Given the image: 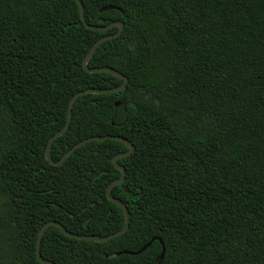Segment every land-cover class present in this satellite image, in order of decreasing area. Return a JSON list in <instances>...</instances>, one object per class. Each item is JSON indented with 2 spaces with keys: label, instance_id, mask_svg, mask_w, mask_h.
Returning a JSON list of instances; mask_svg holds the SVG:
<instances>
[{
  "label": "trees",
  "instance_id": "1",
  "mask_svg": "<svg viewBox=\"0 0 264 264\" xmlns=\"http://www.w3.org/2000/svg\"><path fill=\"white\" fill-rule=\"evenodd\" d=\"M83 3L90 24L124 22L89 66H112L129 82L81 95L51 155L59 160L93 135L129 139L135 151L119 160L126 178L113 195L127 204L130 226L105 242L50 226L42 255L159 264L164 244L161 264H264V0ZM109 5L119 8L101 11ZM117 31L88 28L76 0H0V264H44L37 238L50 220L79 234L124 226L107 196L124 142L90 141L58 166L46 157L75 93L123 82L83 66L94 43Z\"/></svg>",
  "mask_w": 264,
  "mask_h": 264
},
{
  "label": "water",
  "instance_id": "2",
  "mask_svg": "<svg viewBox=\"0 0 264 264\" xmlns=\"http://www.w3.org/2000/svg\"><path fill=\"white\" fill-rule=\"evenodd\" d=\"M78 2L79 5V10H80V14H81V18L84 21L85 25L93 30H100V31H105L108 30L112 27H117L118 31L114 34H109V35H105L101 38H99L94 45L91 47V49L89 50V52L87 53V55L85 56L84 60H83V66L85 67V69L88 72L91 73H98V72H107L110 74H113L117 77H120L123 79V82L118 85V86H114V87H109V88H97V87H89L83 90L78 91L77 93H75L69 103V108H68V118L67 121L65 123V125L58 130L55 134H53L51 136V138L48 141L47 144V148H46V157L47 159L53 164V165H61L62 163H64V161L79 147L83 146L84 144L90 142V141H104V140H108V139H116V140H120L122 142H124L127 147L128 150L125 152H120L118 154H116L113 157V162L115 164V166L121 171V176L119 178L114 179L108 186L107 188V196L110 200L114 201L115 203H117L119 206L122 207V209L124 210V214H125V223L124 226L115 231L112 232L110 234L107 235H94V234H79V233H75V232H71L69 231L67 228L64 227V225L59 222V221H55V220H50L47 221L46 223H44L38 233V238H37V247H36V254H37V258L40 262L44 263V264H56L55 262H53L52 260L46 259L42 253H41V242H42V238L44 236V233L46 231V229H48L50 226H58L62 229V231L73 238L76 239H85V240H94V241H98V242H105L108 241L114 237L117 236H121L124 233L127 232L129 226H130V211L128 209L127 204L120 198L116 197L113 195V188L114 186L118 185V184H122L125 181L126 178V168L124 165H122L121 163H119V160L129 156L130 154H132L135 151V145L126 137L120 136V135H93L87 138H84L83 140L77 142L73 147H71L59 160H54L52 155H51V150H52V145L54 143V141L62 136L63 134H65V132L69 129L71 121H72V116H73V107L74 104L76 103V101L78 100V98L83 95V94H108V93H115V92H120L126 89L128 82H129V78L127 75H125L124 73H122L121 71L117 70L116 68L112 67V66H96V67H91L89 66V62L92 58V56L94 55V53L96 52V50L98 49V47L105 41L118 37L122 34V31L124 29V22L123 21H115L112 22L111 24L108 25H98V24H90L87 22L86 20V15H85V8H84V3L83 0H76ZM119 7L115 6V5H109V6H104L103 8H101V11H105V10H109V9H117ZM116 105L119 106L121 105L120 101L116 102ZM126 190L129 191V189L126 187ZM162 241V239H160ZM153 240L148 242L147 244H145L140 250L138 251H130V250H126L124 251V253H129V254H139L142 253L143 251H145L151 244H152ZM165 245L163 244V250L159 256V264H161L164 255H165ZM122 252H120L119 254H121Z\"/></svg>",
  "mask_w": 264,
  "mask_h": 264
}]
</instances>
